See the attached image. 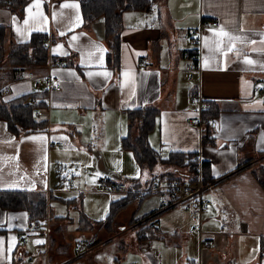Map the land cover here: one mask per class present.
I'll use <instances>...</instances> for the list:
<instances>
[{
  "label": "crops",
  "instance_id": "0c3cea01",
  "mask_svg": "<svg viewBox=\"0 0 264 264\" xmlns=\"http://www.w3.org/2000/svg\"><path fill=\"white\" fill-rule=\"evenodd\" d=\"M215 20L217 27L207 23ZM202 22L198 86L189 81L185 66L194 52L191 31ZM122 25L121 62L115 70L107 62L104 17L85 25L79 0H38V7L37 0H29L22 16L8 4L0 5V26L10 29L13 42L25 43L33 33H44L49 55L68 66L52 70L60 91L35 90L36 80H47V64L27 66L34 79L3 85H8L4 100L40 94L44 105L36 116L47 120L48 128L17 137L0 119V192L47 194L51 216L48 257L54 264H181L184 256V262L202 264H264V188L246 166L264 154V0H153L145 10L124 11ZM196 86L208 105L202 112L191 103ZM146 104L160 110L149 141L162 158L180 151L200 155L209 163L213 186L205 194L208 207L201 229L211 246L201 248L198 234L190 232L196 220L187 211L173 208L157 216L156 238L143 242L122 239L119 248L102 246L76 258V243L93 236L99 239V231L93 229L104 225L93 227L95 220L84 212L81 200L59 195L66 187V177H74L76 186L80 183L79 175L64 171L62 158L77 153L91 160L93 148L101 143L110 148L111 159L126 158L123 153L130 151L122 148V138L127 132V111ZM204 113L217 122L215 128L204 122L212 138L209 144H203V130L197 123ZM153 195L156 207L150 213L159 205ZM150 196L138 201L143 204ZM78 202L74 210L80 221L73 228L79 236L67 255L63 241L56 242L52 235L54 230H64L68 219L61 207L54 214L53 203ZM169 214L171 222L163 226L162 217ZM52 216L59 225H52ZM179 216L185 220L184 228ZM30 225L27 211L0 206V264H18L17 256L35 261L29 247L43 253L45 238L30 235ZM164 235L178 241L167 243L162 252L157 244ZM96 252L94 259L91 255Z\"/></svg>",
  "mask_w": 264,
  "mask_h": 264
},
{
  "label": "trees",
  "instance_id": "16d2710c",
  "mask_svg": "<svg viewBox=\"0 0 264 264\" xmlns=\"http://www.w3.org/2000/svg\"><path fill=\"white\" fill-rule=\"evenodd\" d=\"M29 0H0V5H9L20 16L23 15L24 7ZM81 3L84 24L88 25L98 17L105 19V38L108 40L107 62L109 66L118 70L121 62L122 13L124 11H140L148 8L153 0H79ZM48 36L44 33H33L28 42L15 43L11 40L10 29L0 26V119L6 121L9 130L17 137L34 132L46 131L47 120L37 118L36 112L43 108V101L32 103L30 99L39 100L40 94L34 93L4 100L5 83L16 80L19 67L46 65L49 60L62 61L49 55V43H45ZM49 41V40H48ZM43 94H41L42 96ZM160 110L154 105L146 104L143 107L127 111V134L122 138V148L130 151L142 167L154 172L157 166L161 172L156 177L142 182L141 180L127 181L132 188H140L155 179L173 180L185 176L196 179L198 173V161L194 153L175 151L167 158H162L160 153L150 144V134L155 130ZM209 119L205 113L202 119ZM209 124V123H208ZM210 125V124H209ZM203 129V144L212 143V138ZM242 166V164H241ZM247 168L251 169L255 179L264 188V154L259 159H251L247 162ZM202 176L205 183H210L212 178L209 173V163L202 162ZM147 197V196H146ZM140 200L134 192L123 195L110 204L107 218L101 221L91 222L111 226L117 216L124 211L130 203ZM0 206L7 210H25L29 214V222L41 221L50 218L48 196L44 192L28 191H1ZM163 213V212H161ZM150 214L142 218L134 219L131 224L145 220ZM50 221V220H49ZM148 223V222H147ZM143 225V224H141ZM146 225L137 232L136 239L139 242L157 237V227L152 223ZM50 247V243H49Z\"/></svg>",
  "mask_w": 264,
  "mask_h": 264
},
{
  "label": "rangeland",
  "instance_id": "374dc122",
  "mask_svg": "<svg viewBox=\"0 0 264 264\" xmlns=\"http://www.w3.org/2000/svg\"><path fill=\"white\" fill-rule=\"evenodd\" d=\"M72 154H74L75 156L71 155V157H68L64 155V157L62 158V163H63L62 165L66 173L70 172L79 175L80 179H78V182L80 181V183L72 189L62 187L64 192L59 193V195L65 199L76 198L79 201L81 200V202H83L81 203V206L84 209V212L91 219L95 221H101L103 219H106L110 210V202L113 199L119 197V193L107 189H102L100 187L99 184L100 177L106 176L111 181H118V182L132 181L134 178L141 180L142 182H145L147 179H152L153 177H156L157 174L161 172L160 166H157L154 172H150V170L140 167L137 164L134 155L130 152L123 153L126 158L119 157V158L111 159L110 148L103 143L93 148V156L91 160L82 159L81 155H76L77 153H72ZM55 183H56V179L53 174V181H52V186L54 185L53 188H55ZM79 187L80 189H87V191L77 190L79 189ZM150 195H149L150 198L147 199L143 204L140 203L138 200H135L132 203H130V205L124 211H121L118 218H116L113 224L111 225L110 227L111 230H103V229L100 230L99 228H102L104 226L102 227L95 226L93 231L94 232L99 231V236H100L99 239L96 236H93L96 237L98 241L97 245H95L97 246L96 248L102 246L106 248H119V244H120L119 240L123 242L122 239L132 238L138 241L136 239L137 232L143 230L142 228L146 226L144 225V223L146 224L151 223V220L146 218L145 219L146 221L144 219L141 220V222L137 221L135 222L136 224L134 226L131 224L130 220L133 217L135 218L145 217L146 215L150 214L151 210H153L156 207V198L154 195L152 194ZM53 205H54V214H59L60 213L59 207H61L62 210L64 211V215H66L65 218L68 219L64 230H61L60 233H57L54 230V234L52 235L56 238V242H59L60 239L63 241L64 248L62 249H64L65 253H67L68 255L72 252L73 243H74L73 240L76 242L75 239L77 236H79V234L73 228V226L78 225V222L80 221L74 210L75 207L79 206V202L76 204L70 203L66 205L53 203ZM170 216L172 215L169 214V215H164L162 217L163 226H168L169 222H171ZM46 219L49 220V218ZM178 219L181 221L184 228V223H185L184 218L182 216H179ZM52 220H53L52 222L53 226L59 225V222H57L56 218H54L53 216H52ZM93 237H90L88 239L84 238V239L91 240ZM174 241L177 242L178 239L169 235H164L161 238L160 244H157V246L160 247L161 251L163 252V249H165L166 244L174 243ZM48 244H49V240H48ZM176 248L178 250V253L182 252L181 247L179 248L176 247ZM28 249H29V254L31 256L32 255L36 256L34 259L35 261H28V257L23 258L21 260L18 259L19 256H17L18 264H27V263L54 264V262L49 260V257L47 258L44 255H42L41 254L42 252L37 253V248L29 247ZM133 253L134 252H130V256H133ZM96 254H98V252L92 254L91 256L94 259H96L97 257ZM184 254L186 255V252H184ZM50 255L51 252L49 248V256ZM186 259L187 256L182 257L181 264L186 263L184 262L186 261Z\"/></svg>",
  "mask_w": 264,
  "mask_h": 264
},
{
  "label": "built area",
  "instance_id": "2783aa9c",
  "mask_svg": "<svg viewBox=\"0 0 264 264\" xmlns=\"http://www.w3.org/2000/svg\"><path fill=\"white\" fill-rule=\"evenodd\" d=\"M210 25L217 27L219 25L218 21L207 22ZM205 22H202L200 27L197 29H193L191 31L192 36V44L194 46V52L189 58L186 71L188 72V79L192 83L200 84L201 75H202V64H201V44H202V32L204 28ZM45 43H49L48 40ZM47 67L49 69V73L46 75L47 80L43 82L41 80H36L35 90H41L46 87L49 91H60L61 85L59 84L58 77L52 73L54 68H67V64L64 61L54 62L53 60H49ZM16 80L17 79H34L35 75L31 68L29 67H19L17 68ZM8 90V85L4 87V92L6 93ZM32 103H36L39 100L30 99ZM191 103L197 105L199 110L202 112L208 108L207 103L205 102V98L200 93L199 90H196L191 97ZM36 115L39 117L40 113L37 111ZM204 122H208L212 128L216 127L217 122L212 118H207L206 120L202 119V115H200L199 120L197 121L199 129L202 131L204 129ZM199 167L196 179L192 177L185 176L181 179H173V180H160L155 179L143 185L140 188H132L129 183L126 181H111L108 177H100L99 184L102 189L111 190L113 192L128 195L130 192L135 193V197L137 199H143L144 197L155 194L158 199V208L150 213L147 219L151 220V223L156 226L157 221L156 218L161 212H164L173 208H180L187 211L191 217L196 220V225L190 229L191 233H197L199 236V244L200 247L203 248L205 246H211V243L204 239L203 231L201 229L204 213L208 207V202L206 200L205 194L206 191L209 190L213 186V182L205 183L202 176V162L201 156L198 155L196 157ZM77 181L74 177L68 176L64 180V185L72 189L76 186ZM146 221V220H145ZM51 227L50 221L48 219H44L42 221L33 222L29 229L28 233L30 235H39L45 238V250L42 255L48 258L49 256V246L48 240L50 235ZM19 239L23 240L24 236L19 235ZM97 239L93 237L91 240H79L75 245V257H83L88 254L91 250L96 249ZM35 255L31 256V259H35ZM184 264H202L201 261L196 263L194 262H186Z\"/></svg>",
  "mask_w": 264,
  "mask_h": 264
},
{
  "label": "snow or ice",
  "instance_id": "6c2138e0",
  "mask_svg": "<svg viewBox=\"0 0 264 264\" xmlns=\"http://www.w3.org/2000/svg\"><path fill=\"white\" fill-rule=\"evenodd\" d=\"M37 7H38V0H37ZM64 7H76L75 5H64ZM28 12H31V8H29L28 10H27ZM24 23L25 24H27L28 23V20H25L24 21ZM224 35H227V33H223ZM229 39H232L231 37H229ZM247 63H252V61H250V60H248V61H246ZM33 139H35V138H33ZM43 241H37V243H42Z\"/></svg>",
  "mask_w": 264,
  "mask_h": 264
}]
</instances>
